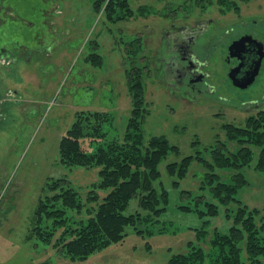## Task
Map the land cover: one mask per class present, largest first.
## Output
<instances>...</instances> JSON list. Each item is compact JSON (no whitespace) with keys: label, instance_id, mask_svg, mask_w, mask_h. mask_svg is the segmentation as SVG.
Here are the masks:
<instances>
[{"label":"rangeland","instance_id":"obj_1","mask_svg":"<svg viewBox=\"0 0 264 264\" xmlns=\"http://www.w3.org/2000/svg\"><path fill=\"white\" fill-rule=\"evenodd\" d=\"M130 2L134 16L116 21L108 20L103 10L95 11L93 0H0V46L17 56L15 61L0 59V99L4 100L0 105V264H169L173 255L188 249L189 241L210 247L198 238L196 228L217 227L227 232L233 225V214L240 206L235 201L227 205L232 209V218L221 207L209 223L206 216L179 208L192 203L195 195H181L180 190L197 194L206 166L192 163L180 188H175L167 164L194 154L198 148L210 160V149L206 147L218 140L228 141L226 123L246 124L261 106L249 102L257 101L264 109V67L255 83L237 87L228 76V67H222L226 54L222 44L210 58V65L204 67L216 91L199 99L181 97L165 88L157 68L161 70L162 58L169 59L163 36L166 30H172V23L193 26L196 19L212 17L228 29L243 19L264 17V0ZM140 7L144 11H139ZM224 34L217 40L228 41L232 36ZM135 38L143 42L135 64L143 68L144 135L146 139L162 135L180 147L179 154L172 153L160 164L162 181L171 193L168 209L159 222L164 223L167 232H154L151 224L140 225L144 231L138 232L129 225L122 241L86 259H73L33 236L36 207L48 193V181L55 178H68L84 201L101 182V167L61 162L59 144L78 112H100L107 118L103 124L106 139H87L88 152L123 137L134 107L128 76L134 63L128 48ZM94 52L102 55L101 65L91 59ZM195 140H199L197 146L193 144ZM255 150L250 163L240 170L248 182L235 196L250 209H257L262 221L264 172L256 167L259 149ZM231 173L221 172L226 179ZM96 189L98 199L88 207L97 210L110 189ZM205 193L212 196L209 191ZM86 210L87 207L80 214L69 211V223L78 225L79 220L88 219L91 215ZM136 211L141 210L137 198H133L126 212ZM159 223L155 226L159 227ZM237 240L243 245L247 238ZM241 255L247 256L245 250Z\"/></svg>","mask_w":264,"mask_h":264},{"label":"trees","instance_id":"obj_2","mask_svg":"<svg viewBox=\"0 0 264 264\" xmlns=\"http://www.w3.org/2000/svg\"><path fill=\"white\" fill-rule=\"evenodd\" d=\"M93 6L97 12L105 11L108 20H124L135 14L130 0H93ZM139 11H144V8L140 7ZM129 47L128 53L132 59L129 60L134 63L128 71L134 107L123 137L112 139L106 146L100 144L96 152H88L85 148L87 139L97 142L106 139L107 132L103 124L107 118L100 112H78L59 144L61 162L69 166L97 165L101 167V182L97 183L89 192L87 201H84L81 192L71 185L68 178H55L48 181V193L39 200L36 207L33 236L46 244H53L60 253L68 254L73 259H86L111 243L122 241L129 225L138 232L144 231L140 228L142 224L154 225V232H167L164 223L159 222L168 209L171 193L162 181L160 164L172 153L179 154L180 147L162 135L146 139L142 128L145 116L144 89L141 84L143 68L135 64V59L142 52L143 42L135 38ZM93 54L91 59L94 58L96 65H101L102 55ZM262 107L259 106V111L251 114L244 125H224L228 141L218 140L206 147L210 149V160L198 148L194 154L167 164L175 188H180L192 163L200 162L207 168L197 194L185 188L180 190L181 195L195 194L192 203L179 206L182 211L206 216L209 223L220 213L221 207L225 208L226 216L232 218V214H229L232 209L227 205L232 201L240 205L233 214L234 222L229 231L221 232L217 227L196 228L198 238L208 242L209 248L189 241L188 249L173 255L169 264H264V219L260 221L259 211L250 209L235 196L238 189L248 182L247 176L240 170L250 163L255 148L259 149L256 167L264 172ZM198 143L199 140L193 142L196 146ZM222 171L233 173L226 179ZM96 188L110 189L97 210L88 207V203L98 199ZM206 191L212 196L209 197ZM133 198H137L141 211L127 213ZM86 207L87 213L91 215L88 219L79 220L78 225L69 223V211L80 214ZM157 223L159 227L155 226ZM239 237L247 238L246 244L242 245L237 240ZM243 250L247 254L244 258L241 255Z\"/></svg>","mask_w":264,"mask_h":264},{"label":"flooded vegetation","instance_id":"obj_3","mask_svg":"<svg viewBox=\"0 0 264 264\" xmlns=\"http://www.w3.org/2000/svg\"><path fill=\"white\" fill-rule=\"evenodd\" d=\"M233 24L227 29L212 17L196 19L193 26L172 23L170 26L172 30H166L163 36L169 59L162 58V68L160 71L157 68L159 77L161 74L163 76L165 88H170L181 97H192L193 99L210 97L209 93H213L216 90L210 84L209 73L204 67L210 65V58L222 44L225 45L226 49L222 67H228V76L233 67H240L239 77L246 76L255 67V61L259 54L258 45L255 42H251L245 46L244 50L234 51L235 54L233 55H231L229 50L230 45L235 40L248 35L264 46V37H262L264 17L243 19ZM222 29H226L225 32L232 35L228 37V41L217 40L226 35L224 34L225 32L219 33ZM160 51L162 54L163 50L161 49ZM159 56L160 54L157 58L160 59ZM0 59L15 61L17 56L14 51H7L4 46H0ZM263 65L264 58L256 80L262 73ZM230 80L232 82L231 78ZM249 103L262 105L257 101Z\"/></svg>","mask_w":264,"mask_h":264},{"label":"water","instance_id":"obj_4","mask_svg":"<svg viewBox=\"0 0 264 264\" xmlns=\"http://www.w3.org/2000/svg\"><path fill=\"white\" fill-rule=\"evenodd\" d=\"M251 42H255L258 45L259 54L255 61V67H253V69H251V71H249L248 74L244 77H239L240 67H233L229 72V77L232 79L233 84L239 88H247L249 85L255 82L256 77L259 75L262 66V61L264 58V46H262L261 43L253 40L252 37L248 35H244L238 40H235L230 45L229 50L231 55H233L235 54L234 51L237 52L244 50L245 46Z\"/></svg>","mask_w":264,"mask_h":264},{"label":"crops","instance_id":"obj_5","mask_svg":"<svg viewBox=\"0 0 264 264\" xmlns=\"http://www.w3.org/2000/svg\"><path fill=\"white\" fill-rule=\"evenodd\" d=\"M5 60H6V59H5ZM5 60H4V61H5ZM10 93H11V92L9 91V93H8V94L10 95ZM15 93H16V96H17L18 92H15ZM0 115H1V113H0Z\"/></svg>","mask_w":264,"mask_h":264},{"label":"built area","instance_id":"obj_6","mask_svg":"<svg viewBox=\"0 0 264 264\" xmlns=\"http://www.w3.org/2000/svg\"><path fill=\"white\" fill-rule=\"evenodd\" d=\"M0 103H1V101H0Z\"/></svg>","mask_w":264,"mask_h":264}]
</instances>
